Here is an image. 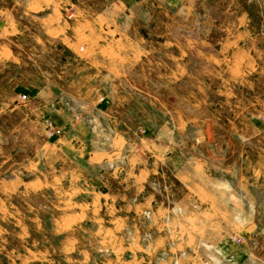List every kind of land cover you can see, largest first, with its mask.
Segmentation results:
<instances>
[{"label":"rangeland","instance_id":"obj_1","mask_svg":"<svg viewBox=\"0 0 264 264\" xmlns=\"http://www.w3.org/2000/svg\"><path fill=\"white\" fill-rule=\"evenodd\" d=\"M194 1L200 19L202 0ZM122 2L0 0V264H264V109L242 108L238 118L230 115L236 121L227 128L226 107L217 115L196 103L195 88L206 77L186 76L155 58L154 48L169 46L155 38L157 17L173 22L184 13L162 11L152 0L131 17L121 13L114 35L133 25L138 35H148L143 49L150 52L139 65L119 59L112 84L103 85L113 117L97 141L106 142L105 131H112L131 142H155L167 155L158 162L148 155L142 160L146 168L155 167L154 174L129 169L136 159L127 153L87 166L49 148L65 132L50 111L63 112L69 126L95 129L89 100L99 83L90 79L88 57L73 58L72 42L78 52L96 50L91 40L103 33L88 21L106 5ZM245 6L254 16L259 11L254 2ZM212 14L218 18L217 11ZM129 45L116 43L115 54L139 50ZM43 87L50 99L44 116L34 108ZM78 95L88 99L78 102ZM49 126L59 134L49 137ZM171 152L183 161L207 162V177L224 185L213 188L214 199L173 177ZM119 185L131 204L101 194ZM154 222L161 247L138 252V246L146 250L153 243Z\"/></svg>","mask_w":264,"mask_h":264},{"label":"crops","instance_id":"obj_2","mask_svg":"<svg viewBox=\"0 0 264 264\" xmlns=\"http://www.w3.org/2000/svg\"><path fill=\"white\" fill-rule=\"evenodd\" d=\"M146 1L124 0L122 3H111L101 9L99 13H95L88 22L96 31L103 33L91 40L97 44L96 50H89L88 54L81 53L75 49L78 44L72 42L74 44L72 46L74 49L71 48L74 54L73 58L85 60L88 57L91 63L90 68L93 70L90 79L99 83L97 88L91 89L93 95L89 100L91 107L95 109L96 115L93 118L96 125L93 131L91 127L88 128L83 123L69 126L68 118L63 112H48L49 118L58 127L65 130L64 134L49 144L51 150L61 151L70 159L77 160L87 166H98L118 160L127 153L128 156L131 155L136 159L133 164H129V169H137L139 173L148 172L150 175L154 174L155 167L146 168L142 161L143 158L148 155L158 162L163 155H167V153H163L164 150L160 145L151 140L140 137L131 142L125 135L113 134L112 131H110L111 134L105 131V134L108 135L106 142L97 141L105 137L103 132L107 126L106 123L111 122L110 119L113 117L112 107L114 105L108 100L109 95L103 85L106 87L108 84H112L115 74L114 64L123 60L132 65H139L150 52L147 49L144 50L145 47H143V43L150 41L148 35H138L133 25H127V31L122 36H115L113 32L115 31L116 18L126 12L129 17L133 16V11L143 8ZM152 1H159L160 4L156 2L155 7L162 11L176 10L185 15L184 18L173 22L160 21L157 17V21H154L155 27L160 31L154 34L155 38L161 39L163 45L169 44V46L154 48V52H157L155 58L164 59L170 66V70H183L186 76L201 73L206 77L205 81L208 80V83L204 81L202 86L197 85L195 88L196 103H199L203 108L211 106L210 111L214 113L218 112V108L226 107L223 125H226L227 128L236 121L230 115L232 114L235 118L236 114L238 118L242 108L245 111L249 106L259 105L264 109V19L260 18V16L263 17L264 0H202L200 19L197 18L200 13L194 5V0ZM253 2L255 5H259V11L255 16L248 10L249 7L245 6ZM152 6L154 5L151 4ZM145 9L150 10V7L145 5ZM211 11H217L218 18H215ZM259 14L260 16H258ZM58 37L62 40L61 36ZM118 42L128 43L130 47L131 43L135 44L139 50L126 56L125 54H115V44ZM186 80H189V77ZM44 88L36 91L37 98L34 100V108L43 116L45 108L50 102ZM112 89L110 87V90ZM186 91L188 92L189 88ZM243 93L246 96H243ZM87 99L88 97L80 95L77 97L78 102L82 103ZM184 100L189 104L190 102L194 103L189 95H186ZM214 100L217 103H214ZM261 114L263 113L261 112ZM211 118H215L214 115ZM220 118L215 119L220 121ZM189 127L188 124L186 128ZM183 131H185L184 128ZM134 134L137 135L138 131H135ZM241 136L238 134L239 138ZM202 137L209 138L210 134H205ZM115 143H119V146H116ZM171 153L168 156L170 161H173V177L183 183L186 189L198 187L204 195L209 197V201L214 199L216 196L212 194L213 188L224 185L207 177V162L198 158L192 161H183L176 152ZM199 178L201 184L197 183ZM44 189L40 188L39 191H44ZM124 190L125 186L119 185L114 192L110 193L104 190L101 194L115 195L121 204L124 202L131 204L124 195ZM236 200L234 195V201ZM132 205L134 207V204ZM157 213L156 210L153 211L151 217L156 218ZM150 228L155 234L154 241L146 250L142 246H138V252L140 250L144 253L155 252L161 247V237L156 235L158 228L155 222ZM100 248L103 249L101 244Z\"/></svg>","mask_w":264,"mask_h":264},{"label":"built area","instance_id":"obj_3","mask_svg":"<svg viewBox=\"0 0 264 264\" xmlns=\"http://www.w3.org/2000/svg\"><path fill=\"white\" fill-rule=\"evenodd\" d=\"M22 99H25V96H22ZM59 134L58 130L53 129L51 126L48 128V136L53 137L55 135ZM241 239H237V243H240Z\"/></svg>","mask_w":264,"mask_h":264}]
</instances>
